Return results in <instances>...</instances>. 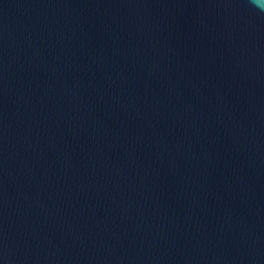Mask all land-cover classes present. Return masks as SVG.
I'll return each instance as SVG.
<instances>
[{"label":"water","instance_id":"1","mask_svg":"<svg viewBox=\"0 0 264 264\" xmlns=\"http://www.w3.org/2000/svg\"><path fill=\"white\" fill-rule=\"evenodd\" d=\"M0 264H264V0H0Z\"/></svg>","mask_w":264,"mask_h":264},{"label":"clouds","instance_id":"2","mask_svg":"<svg viewBox=\"0 0 264 264\" xmlns=\"http://www.w3.org/2000/svg\"><path fill=\"white\" fill-rule=\"evenodd\" d=\"M257 7H259V4H257Z\"/></svg>","mask_w":264,"mask_h":264}]
</instances>
